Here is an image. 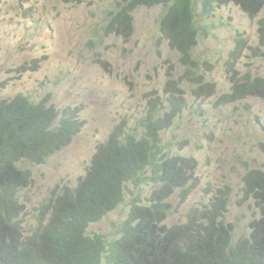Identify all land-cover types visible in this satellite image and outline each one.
<instances>
[{
    "label": "rangeland",
    "instance_id": "rangeland-1",
    "mask_svg": "<svg viewBox=\"0 0 264 264\" xmlns=\"http://www.w3.org/2000/svg\"><path fill=\"white\" fill-rule=\"evenodd\" d=\"M115 5L116 0H0V100L18 93L34 102L46 98L57 108L77 107L84 122L72 142L45 162L18 163L32 178V184L20 191L24 230L36 224L39 206L52 189L76 185L96 146L114 127L122 122L131 126L148 98L163 95L170 70L169 78L182 75L178 53L167 43L157 44L164 8H138L134 33L125 41L103 34L107 13ZM200 12L198 2L197 19L211 26L191 55L207 64L209 80L219 84L216 94L228 85L226 62L236 44L240 49L233 59L234 70L264 74V8L253 18L232 6L217 8L214 18H201ZM180 86L187 90L190 103L201 105V113L187 111L162 142L167 143L168 137L187 140L182 149L176 144L173 152L196 159L200 180L185 200L180 201L179 190L170 197L166 224L184 222L193 205L208 204L217 189L229 185L232 191L223 220L234 225L236 242L249 236V223L259 216L254 201L242 199L241 188L246 167L264 166V133L256 125V115L264 116V105L250 100L215 109L214 97L200 101L190 95L188 82ZM153 187L143 186V196H149ZM133 198L128 189L122 205L91 224L88 234L99 232L107 239L118 235Z\"/></svg>",
    "mask_w": 264,
    "mask_h": 264
},
{
    "label": "trees",
    "instance_id": "trees-1",
    "mask_svg": "<svg viewBox=\"0 0 264 264\" xmlns=\"http://www.w3.org/2000/svg\"><path fill=\"white\" fill-rule=\"evenodd\" d=\"M156 1L116 0L106 32L126 35L131 11L139 3ZM175 3L186 13L191 0H174ZM251 4L257 5V1ZM163 25L162 35L168 37L171 47L189 52L196 44L195 32L187 26L180 24V30H175V24L170 29ZM54 118V111L45 107L44 101L34 103L23 94L0 100V264H73L77 258L75 264H264V173L260 171L246 174L248 186L244 193L247 199H254L259 217L249 223V236L235 244L234 225L223 220L228 190H221L208 210L200 213L199 207H191L184 223L166 226L164 221L170 211L167 199L183 174L182 166L175 162L190 168L173 159H163L167 161L156 166L157 171L165 172L168 182L151 193L144 208L148 217H138L143 207L134 205L119 238L106 241L103 235H85L87 225L103 214L91 207L88 193L109 179L112 183L104 188L108 200L123 198L124 182L133 178L125 170L140 171L153 158L149 139L137 140L119 132L111 138L114 151L100 157L97 174L87 176L75 195L65 190L64 195L49 200L55 217L52 230L36 226L25 234L21 220L16 218L23 209L18 192L32 180L30 172L18 168L17 163L23 159L43 163L68 143L69 136L64 134L68 125L52 127ZM134 220L138 222L133 225Z\"/></svg>",
    "mask_w": 264,
    "mask_h": 264
},
{
    "label": "clouds",
    "instance_id": "clouds-1",
    "mask_svg": "<svg viewBox=\"0 0 264 264\" xmlns=\"http://www.w3.org/2000/svg\"><path fill=\"white\" fill-rule=\"evenodd\" d=\"M253 1L254 0H191L190 7L186 11V13H182L180 7L176 6V3L174 4V0H158L151 4L139 3L138 6H136L134 10L131 11L132 18L130 19V24H129V28L127 29L126 35H118L115 33L106 32V27L110 23V20L113 17L112 15L109 14L110 11L112 10L110 9L108 11L107 13L108 22L106 26L102 28L104 36L120 37L123 40L127 41L133 35L134 28L136 25V22L134 21V12L140 7L153 8L159 5L162 6L164 8V11L158 21L159 36L157 38V44L161 45L163 43H167L172 51L178 53L177 60H178V64L180 65L179 67L182 69V75L177 80L169 78V74L171 71L170 70L167 75V78L165 79L163 95L160 96L155 93L150 98H148V100L144 104L143 112L134 119V122L131 126L128 125L127 122H122L121 124L117 125L112 129V131L108 134L105 141L100 143L98 146H96L94 153L91 156L90 162L87 166V169L85 171V174L79 178L76 185L73 186L64 185L59 189L55 188L49 192L48 196L40 204L38 214L35 215V218L37 219L36 224L32 225L28 230H24L25 234H28L29 233L28 231H30L31 228H35L36 226L40 227V229L42 227H46L47 232H50L52 230L55 223V217L53 216L51 209L48 206L49 200L50 199L54 200L57 195H61V196L64 195L65 190H68L73 195H75L76 188L85 181L87 176L91 174L95 175L99 172L101 168L99 161L100 157L114 151V139L111 138L114 137L113 133L116 132H119L122 135L129 134L131 137H134L137 140L144 137L149 139L150 144L152 146L153 158L151 162L146 164L144 168L140 171H137V168L136 169L128 168L127 170H125L129 174L133 175V178L124 182L125 188L123 191V198L119 200L117 199L116 201L108 200V192L107 189L104 188L112 183L109 179H106L104 183L98 185V187L95 189L94 192L88 193V198L91 207L95 211L102 212L103 214L98 220L92 221L87 225L85 229V235L90 237H93L95 235H103L106 241H111L113 239L119 238L122 235L123 224L125 220L129 218L130 211H132L134 205L143 207V213L138 217H142V218L148 217L147 214L145 213L144 208L146 207V205L149 204L148 199L151 193L154 190L156 191L160 190L159 188L161 187V185L165 186L168 182V180H166L165 178V172L156 170L157 164L167 161L163 159L177 160L178 162L187 163L190 166V168H187L185 164L175 162L176 165L182 166L183 174L179 175V179L177 180V182H179L180 184L175 185L173 187L171 195L167 199V203L170 205L168 200L178 190L180 191V195H182L180 201L185 200L187 195H189V193H191V190L194 188L195 183H197L200 180L199 177L197 176V171H198L197 161L191 155H185L180 151L173 152V148L176 144L179 146L180 149H182V146L188 143L187 140L180 141L179 138L172 139L171 137H168L169 141L167 143L162 142V136L164 134L168 135L175 128L176 122L181 117H183V115L187 111L191 112L192 114L201 113V105L200 104L195 105L194 102L191 103L189 102L187 90L181 88L180 86L181 83L188 82L192 86V88H189L190 95L194 98L199 99L200 101L206 100L210 97H214L213 108L215 109H221L226 105L238 106L250 100H257L264 105V74L255 73V72L249 73L248 71L239 73L236 70H234V68L232 67L233 59L236 58L238 51L240 49L238 44H236L234 48L229 51L228 54L229 60L226 62V71L228 73L227 76L228 85L225 89L219 90L218 94L215 93L216 92L215 85L216 84L219 85V84L216 80L214 82L209 80L208 78L209 74L207 73L209 68L207 67V64L206 63L202 64L198 62L191 55V51L198 44L199 39L206 36L207 27L211 26V25L205 26L200 24V20H198L196 16V4L200 2L201 4L200 15L201 18H205V19L214 18L215 17L214 12L217 8H226L230 6L236 8L239 12H243L249 17L253 18L257 16L264 8V0H256L257 5L251 4ZM247 9H249L250 11H248ZM173 24H175V26L177 27V29L175 30H180V27L182 25H185L190 30L195 32V38L197 39V42L189 50V52H185L177 47L176 48L171 47L170 40L168 39V37L162 35L163 32L161 30L162 25L164 28L170 29ZM180 24L182 25L178 27ZM256 56H260V55L258 54ZM188 64H193V65L190 66ZM18 94H22V93H18ZM3 99H10V98H3ZM31 101L34 102L33 100ZM41 101H44L45 107L52 109L55 113V118L53 120L52 127L58 128L62 124L68 125L67 129L64 131V134L69 136V141L67 144H65L63 147H61L56 151L58 152L64 149L65 147H67L72 142V140L81 132L84 122L81 119L80 110L77 107L66 106L63 108H57L56 106L50 104L46 98H43L40 101L34 103H39ZM256 125L264 133V116L256 115ZM204 135L207 136L209 135V133L205 132ZM18 163H17V167H18ZM24 170H28V169H24ZM251 171H260L264 173V166L252 167V168L246 167L243 170L244 173L243 185L241 188V191L243 193L242 199L244 197L246 200L254 201L253 198L247 199L244 196V193L246 192V188L248 186L247 181H245V177L246 174H249V172ZM194 176L198 177V179L192 182ZM150 177H154L156 178V180L152 181L149 179ZM132 185L133 188L131 187ZM147 185H154V187L151 189L149 196H143V193L145 191L143 189V186H147ZM128 189L131 190V195H133L134 198L131 201L130 207L128 209L127 217L122 222L121 227L118 231L119 234L115 235L111 239H107L104 234L99 232L88 234L87 230L91 226V224L100 221L109 213H112L115 210H117L118 206L122 205V203L125 201V192H127ZM221 190L222 191L228 190V198H229V194L232 191V187H230L229 185H224V188H219L213 193L212 195L213 198L210 200L208 204H204V205L196 204L193 205L192 207H199L200 208L199 210H201L200 213L203 212L204 210H208L209 208L212 207L211 202L215 200V196ZM20 191L18 192L19 200H20ZM138 195H141V197L137 198ZM138 199L139 200L141 199L142 201H138ZM20 202L23 206V209L16 218L21 220V214L24 211V204L22 201ZM112 203H115V205H112ZM166 219L164 221L165 224H166ZM137 222L138 220H134L131 223L134 225ZM177 224H181V223H177ZM175 225L176 224H174V226ZM166 226L171 227L168 226L167 224ZM236 242H233V238H232V244H235ZM77 261L78 258L73 262V264H75Z\"/></svg>",
    "mask_w": 264,
    "mask_h": 264
},
{
    "label": "bare ground",
    "instance_id": "bare-ground-1",
    "mask_svg": "<svg viewBox=\"0 0 264 264\" xmlns=\"http://www.w3.org/2000/svg\"><path fill=\"white\" fill-rule=\"evenodd\" d=\"M183 84V83H182Z\"/></svg>",
    "mask_w": 264,
    "mask_h": 264
}]
</instances>
